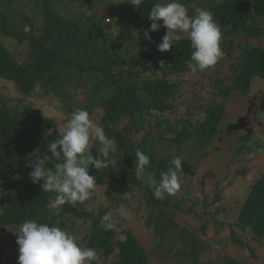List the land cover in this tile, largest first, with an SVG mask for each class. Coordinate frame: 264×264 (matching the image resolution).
Returning <instances> with one entry per match:
<instances>
[{"label":"trees","instance_id":"16d2710c","mask_svg":"<svg viewBox=\"0 0 264 264\" xmlns=\"http://www.w3.org/2000/svg\"><path fill=\"white\" fill-rule=\"evenodd\" d=\"M106 1L0 0V234L16 248L13 231L23 221L51 224L64 217L60 226L76 236L78 244L96 250L93 264H171L180 260L212 264L203 261L204 256L222 244L246 249L253 257L251 245H262L264 240V170L232 210L219 204L225 188V184L220 186L221 178L213 181V191L206 192L208 170L205 174L201 170L204 176L199 179L197 168L206 161L203 158L209 148L205 147L217 135L219 140L230 136V128L236 131L240 150L252 141L262 154L263 141L259 145L255 141L259 131L231 123L226 108L248 96L255 78L262 80L257 85L264 91V47L255 42L264 34V0H180L190 15L193 6L211 11L222 30L223 58L195 74L186 65L191 55L189 41L181 40L160 52L157 45L166 33L164 27L148 31L150 40L143 38L150 29L149 12L158 0H144L140 8L124 0L126 9L122 11L133 13L131 27L123 25L125 12L113 5L115 0ZM28 5H33L37 17L27 11ZM104 13L111 19L104 18ZM25 25L30 26L27 33ZM133 30H139V41L134 40ZM208 71L211 75L204 83L208 95L192 80L189 100L183 97V85L188 88L185 79ZM8 85H13L18 96H7ZM34 95L46 106L59 103L64 120L60 123L44 115L27 100ZM261 96L259 108L264 111V93ZM177 102L185 106L181 118L176 114ZM77 109L87 110L105 134L115 138L118 151L110 157L116 164L101 170L89 166L97 184L93 197L77 207L65 204L54 214L48 207L54 193L31 183L29 155L49 154L47 144L57 133L47 135L48 130L62 126ZM257 124L264 131V122ZM92 147L95 157L99 144L94 142ZM137 149L150 157L143 180L136 179L133 172ZM173 154L182 158L178 176L195 179L197 188L188 191L182 179L180 193L156 199L148 177L158 183L160 174L171 167ZM246 173L245 169L235 170L236 176ZM120 204L130 211L129 219L115 215ZM108 211L114 212L116 222L112 230L105 231L100 220ZM128 222L143 224L151 235L149 242L126 227ZM210 224L226 235L222 242L213 240L215 246L202 236ZM17 253L0 257V264H17ZM217 264L245 263L221 255Z\"/></svg>","mask_w":264,"mask_h":264},{"label":"clouds","instance_id":"9594fccd","mask_svg":"<svg viewBox=\"0 0 264 264\" xmlns=\"http://www.w3.org/2000/svg\"><path fill=\"white\" fill-rule=\"evenodd\" d=\"M127 2L140 8L144 0ZM193 8L190 15L180 0H158L149 12L150 29L144 31L143 38L150 40L148 31L164 27L166 33L157 45L160 52L168 51L181 40L189 41L191 55L186 65L195 74L216 65L223 58L224 52L220 47L222 30L211 11L195 6ZM157 21H162V24ZM23 30L27 33L30 26L25 25ZM132 36L136 41L141 39L139 30H133ZM53 131H56L57 136L47 144V153L50 155L31 153L29 166L32 170L28 175L31 183L39 184L43 192L54 193L49 198L48 207L54 210V214H59L65 204L77 207L93 197L97 184L96 177L89 174V166L101 170L116 164L110 154L118 151V145L115 138L108 137L104 127L94 121L85 109L73 111L62 126L50 128L47 135ZM94 142L99 144L95 157L90 151ZM49 162L52 167H46ZM169 163L171 167L160 174L158 183L151 176L147 180L149 186L154 188L153 196L159 200L175 195L181 188L178 173L182 171V158L173 154ZM149 164L150 157L137 149L133 169L136 179L143 180ZM249 179H252L251 174ZM114 212L125 220L131 216L124 204H120ZM114 212L108 211L101 217L100 227L105 231L112 230L115 225ZM61 223L64 224V217L51 224L40 223L35 219L23 221L18 230L13 231L17 236V264H93L97 259L96 250L78 244L76 236L61 227Z\"/></svg>","mask_w":264,"mask_h":264},{"label":"rangeland","instance_id":"374dc122","mask_svg":"<svg viewBox=\"0 0 264 264\" xmlns=\"http://www.w3.org/2000/svg\"><path fill=\"white\" fill-rule=\"evenodd\" d=\"M98 1V0H97ZM105 2H108L105 0ZM202 2V0H200ZM124 2L122 0H115L114 4L116 7H119V10H124L126 5H122ZM105 6V5H104ZM106 8V7H105ZM108 8V7H107ZM34 7L33 5H28L27 11L34 14L35 17H37V11H33ZM17 10V9H16ZM103 11H101L102 13ZM125 12L123 14V17L125 19V23L123 24L125 27L129 26L131 27V16L133 15L132 11H122ZM104 18H109L107 13L103 14ZM111 19V18H109ZM107 22V19L105 20ZM120 40V38L118 37ZM255 42L259 45L264 47V34L260 38H256ZM122 54H125L124 52ZM228 66L225 67V73L227 72ZM211 74L208 72H205L202 75H194L192 77H188L185 79V83H188V88L183 85L182 87V95L183 97H188V100L190 98L189 90H193L192 88V80L197 81L199 84V87L204 89L203 95H208V86L204 85L206 76L210 77ZM184 79V78H183ZM260 82H262L261 79L255 78L252 81V86L250 89V92L248 96L242 100L241 102H237L236 104L229 103V105L226 108L227 116L230 118L231 123H235L239 126H244L245 128H250L252 130L257 129L259 131V134L257 138H255L258 143V145L263 141L262 143V149L261 153H257V149L255 148L256 145H254V142L249 141L247 143H244L243 150H240L241 147L238 142H236V138H238L237 135H235V132L233 128H230L227 133H230V136L225 137L223 136L221 140L216 136L212 142V144L206 146L205 148H209L207 151L204 149L205 157L203 158L206 161H201L198 168H197V176L199 179H203V174L201 170H205L203 173L205 174L208 170V172L205 174L204 178L207 180L204 182L203 189L206 192L213 191V181L215 179L221 178V184L220 186H223L225 184V188L222 189V195H223V202H220L223 206V208H231L233 210L234 203L239 199L240 201L244 198L246 195V192L249 188V186L252 185L255 177L257 174L261 172V170H264V131L263 129H260L261 127L257 124V122H264V111H260L259 105L262 102L263 99V88L260 85ZM257 85V86H256ZM255 86V87H254ZM7 96L9 97H16L18 96L17 92L13 89V85L7 86L6 91ZM38 96L33 98H28L27 100L31 103H33L37 108L40 109V111L48 116V117H54L57 120L62 122L64 120L63 115L61 114V110L59 109V103H52L49 106H46L43 101L37 100ZM78 100L84 102L83 96L77 97ZM187 100V101H188ZM185 106L176 103V114L177 117H182L185 113L184 111ZM251 147L253 150L250 149L245 150L246 147ZM254 155H250L253 154ZM237 169H245L247 170V173L244 176H236L235 170ZM251 174L252 179H249V175ZM191 177L186 176V178H183L182 176H179L180 184L183 179V186L184 188L187 187L188 191L190 187L197 188V184L195 183V179H190ZM225 180V181H224ZM184 190V189H183ZM179 192V191H178ZM180 193V192H179ZM230 201V202H229ZM239 202V201H237ZM233 204V205H229ZM232 215V212L230 213L229 217ZM126 227H130L133 231V233L141 240H145L147 243L149 242L151 235L149 232H147L143 226V224L137 225L132 222H128V225ZM218 230V232H216ZM218 227L212 226V224L208 225L207 229L203 233V237L210 239L211 242L213 240L221 241L222 242V236H226L225 234L220 233ZM5 234H0V257L1 258H7L10 255L16 253L18 251V247L13 248V244L9 243V240H5ZM11 240V239H10ZM224 243V241H223ZM217 245V242H213V246ZM251 245V244H250ZM254 245V246H253ZM251 246L254 247L253 257L251 256V253H249L248 250L238 247H232V246H226L222 244L217 249L213 250V252H209L206 256H204L203 261H206L208 263L217 264L219 258L221 255H229L236 257L241 262L245 264H264V240L262 241V245L258 243H253ZM213 248V247H212ZM19 254V253H17ZM152 263H154V259H152ZM171 264H185V260H180L179 263H171Z\"/></svg>","mask_w":264,"mask_h":264}]
</instances>
